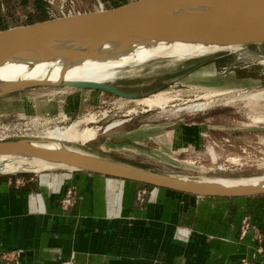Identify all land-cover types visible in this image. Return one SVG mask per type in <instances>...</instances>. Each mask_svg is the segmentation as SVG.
<instances>
[{"label": "crops", "instance_id": "0c3cea01", "mask_svg": "<svg viewBox=\"0 0 264 264\" xmlns=\"http://www.w3.org/2000/svg\"><path fill=\"white\" fill-rule=\"evenodd\" d=\"M200 124L161 122L106 136L102 146L160 159L163 151L143 140L169 133L174 146L198 147ZM69 191L75 200L64 206ZM245 221L252 228L243 236ZM256 229L264 246V194L202 196L84 169L0 175V264L12 253L18 254L12 264H239L258 247Z\"/></svg>", "mask_w": 264, "mask_h": 264}, {"label": "rangeland", "instance_id": "374dc122", "mask_svg": "<svg viewBox=\"0 0 264 264\" xmlns=\"http://www.w3.org/2000/svg\"><path fill=\"white\" fill-rule=\"evenodd\" d=\"M114 1L118 0H112V5ZM36 3L43 5L44 1L0 0L1 24L14 26L40 19ZM236 50L188 61L159 58L136 66V71L125 79L109 83L135 93L137 98L162 92L170 100L168 106L150 107L138 104L135 98L66 86L39 85L4 93L0 96V142L42 140L57 127L65 128L95 116L94 123L82 122L81 127L99 126L97 138L78 144L94 154L102 153L180 178L239 180L264 176V99L250 102L248 98L252 93L264 91V44L243 45ZM207 97L212 100L207 110L182 109ZM79 101L85 105L80 107ZM161 122L170 126L202 122L200 125L205 130L199 135L201 140L195 139L200 146L193 142L174 146V134L169 133L154 138L156 141H142L148 147H159L165 154L160 159L114 145L102 146L106 136H120L139 127L160 126ZM15 158L16 162L20 159H0V167L13 163ZM29 163L24 162L21 172L17 173H36ZM57 169L68 170L63 167L50 170Z\"/></svg>", "mask_w": 264, "mask_h": 264}, {"label": "bare ground", "instance_id": "6f19581e", "mask_svg": "<svg viewBox=\"0 0 264 264\" xmlns=\"http://www.w3.org/2000/svg\"><path fill=\"white\" fill-rule=\"evenodd\" d=\"M247 2L253 5L264 4V0H247ZM170 10L179 14L209 12L241 22L264 26V17L254 16L251 14L253 11L244 12L239 7L222 8V6L210 3H196L172 7ZM240 46V44L221 45L200 41L175 40L149 33L90 31L80 36H62L26 46L10 56L0 59V93L24 90L34 83L51 84L52 87L66 84V87L72 88L71 85L75 84L121 81L129 74H133L136 71V66L159 58L172 57L179 61L207 59L212 58L210 56L212 54L236 50ZM149 96L135 98V100L138 104H145L150 107L152 105H164L170 101L162 92ZM208 98L203 102L190 103L182 109L189 111L206 109L212 102ZM248 98L250 102L264 99V91L252 93ZM95 119V116H91L76 121L65 128L57 127L46 133L45 139L42 140L26 139L0 145V159H6V157L20 158L18 162L15 158L16 164L14 162L5 163L4 167L1 166L0 175L19 172L24 162H30L29 165L32 164L31 167H33L32 171L36 173L54 167H77V162L71 155H94L93 152L78 144L97 138L99 126L86 125L84 128L81 127L82 122L94 123ZM180 179L186 182H199L206 185L207 189L210 190L248 194L264 190V176L239 180H209L196 177Z\"/></svg>", "mask_w": 264, "mask_h": 264}, {"label": "water", "instance_id": "95a60500", "mask_svg": "<svg viewBox=\"0 0 264 264\" xmlns=\"http://www.w3.org/2000/svg\"><path fill=\"white\" fill-rule=\"evenodd\" d=\"M43 1V5L38 3L35 5L39 18L43 21L29 20L14 26H3L0 22V59L8 57L26 46L62 36H80L90 31L149 33L168 39L221 45L264 44L263 25L241 22L209 12L179 14L170 10V8L177 6L210 3L222 6V8L239 7L244 12L253 11L250 12L252 15L264 17V4L253 5L247 0H118L114 1L113 5L111 1L88 5L58 0ZM34 11L35 8L30 10V12ZM39 85L53 86L34 83L29 87ZM71 86L102 90L121 97L137 98L135 93L125 92L109 83L75 84ZM3 94L0 93V96ZM7 143L10 142H0V145ZM71 157L76 160L78 166L75 168L64 167L65 169L91 170L196 195L232 197L264 194V190L249 194L210 190L207 189L206 185L199 182H186L180 177L112 161L95 154H73Z\"/></svg>", "mask_w": 264, "mask_h": 264}, {"label": "built area", "instance_id": "2783aa9c", "mask_svg": "<svg viewBox=\"0 0 264 264\" xmlns=\"http://www.w3.org/2000/svg\"><path fill=\"white\" fill-rule=\"evenodd\" d=\"M49 1H57V0H49ZM58 1H64V2H69V3H75L74 0H58ZM98 2H103L102 0H98ZM146 193V189H143L141 191L140 196L142 197L144 194ZM75 197L72 193V191H69L66 195V197L63 199V205L64 206H69L71 204L74 203ZM252 228V225L250 222L245 221L243 226H242V232L241 235H246L247 232ZM256 233H257V241H258V247L255 250V252L253 253L252 257H242L239 261V264H264V260H257L256 257L257 255L260 254H264V246H263V235L262 233L259 232L258 229H256ZM18 254H3L4 259L8 262V264H12L16 258H17ZM16 264V263H15Z\"/></svg>", "mask_w": 264, "mask_h": 264}]
</instances>
